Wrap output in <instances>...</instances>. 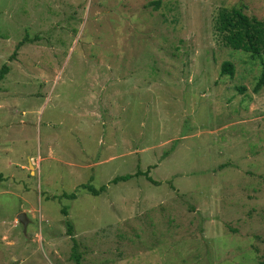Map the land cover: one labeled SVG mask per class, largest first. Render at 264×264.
Listing matches in <instances>:
<instances>
[{
    "label": "rangeland",
    "instance_id": "1",
    "mask_svg": "<svg viewBox=\"0 0 264 264\" xmlns=\"http://www.w3.org/2000/svg\"><path fill=\"white\" fill-rule=\"evenodd\" d=\"M241 4L264 21V0H0V264H76L74 239L81 264L264 262V54L216 29ZM138 167L158 184H110Z\"/></svg>",
    "mask_w": 264,
    "mask_h": 264
},
{
    "label": "trees",
    "instance_id": "2",
    "mask_svg": "<svg viewBox=\"0 0 264 264\" xmlns=\"http://www.w3.org/2000/svg\"><path fill=\"white\" fill-rule=\"evenodd\" d=\"M246 7L241 4L239 6H234L230 9L223 8L221 9L218 19L216 29L218 33L222 36V41L224 45L235 50L243 51L252 56V58H261L264 54V21L258 19L255 16H249L246 13ZM28 38V36L26 37ZM264 63V62H263ZM9 66L6 64L3 66V69L0 73V80L4 79L5 74L7 73ZM235 73L234 64L230 61H225L222 64L221 74L233 76ZM264 87V68L260 76L259 81L255 86V91L258 92ZM151 168L147 171H142L139 167L134 174H127L123 176L115 177L110 184H117L121 181H126L134 177L145 176L153 184H158L150 175ZM80 188L87 190L89 193L97 196L106 191L107 186L104 185L100 189L95 188L91 183H86L80 185ZM63 197L67 199H76L77 195L73 194H63ZM67 213V211H64ZM68 214V213H67ZM69 226V233H72L73 225L70 221H67ZM72 258L76 264H81V254L77 249V241L74 239ZM264 264V262L262 263Z\"/></svg>",
    "mask_w": 264,
    "mask_h": 264
},
{
    "label": "water",
    "instance_id": "3",
    "mask_svg": "<svg viewBox=\"0 0 264 264\" xmlns=\"http://www.w3.org/2000/svg\"><path fill=\"white\" fill-rule=\"evenodd\" d=\"M18 220L26 226L27 221L25 219V215L24 214L19 215L18 216Z\"/></svg>",
    "mask_w": 264,
    "mask_h": 264
}]
</instances>
